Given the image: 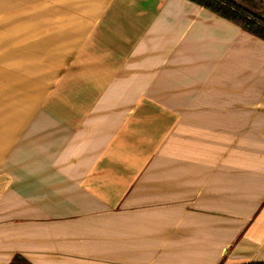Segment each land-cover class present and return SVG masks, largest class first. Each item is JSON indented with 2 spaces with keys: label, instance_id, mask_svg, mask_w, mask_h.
<instances>
[{
  "label": "crops",
  "instance_id": "0c3cea01",
  "mask_svg": "<svg viewBox=\"0 0 264 264\" xmlns=\"http://www.w3.org/2000/svg\"><path fill=\"white\" fill-rule=\"evenodd\" d=\"M264 264V41L187 0H0V264Z\"/></svg>",
  "mask_w": 264,
  "mask_h": 264
},
{
  "label": "trees",
  "instance_id": "16d2710c",
  "mask_svg": "<svg viewBox=\"0 0 264 264\" xmlns=\"http://www.w3.org/2000/svg\"><path fill=\"white\" fill-rule=\"evenodd\" d=\"M264 41L262 0H187ZM10 264H30L17 256ZM262 264V263H251Z\"/></svg>",
  "mask_w": 264,
  "mask_h": 264
},
{
  "label": "water",
  "instance_id": "95a60500",
  "mask_svg": "<svg viewBox=\"0 0 264 264\" xmlns=\"http://www.w3.org/2000/svg\"><path fill=\"white\" fill-rule=\"evenodd\" d=\"M262 2H263V4H264V0H262ZM263 18V20H264V17H262Z\"/></svg>",
  "mask_w": 264,
  "mask_h": 264
}]
</instances>
